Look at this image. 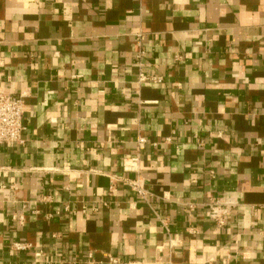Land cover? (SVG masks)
Instances as JSON below:
<instances>
[{"label":"crops","instance_id":"1","mask_svg":"<svg viewBox=\"0 0 264 264\" xmlns=\"http://www.w3.org/2000/svg\"><path fill=\"white\" fill-rule=\"evenodd\" d=\"M0 92V264H264V0H0Z\"/></svg>","mask_w":264,"mask_h":264},{"label":"built area","instance_id":"2","mask_svg":"<svg viewBox=\"0 0 264 264\" xmlns=\"http://www.w3.org/2000/svg\"><path fill=\"white\" fill-rule=\"evenodd\" d=\"M144 39V34L142 32L136 33L135 44L137 46L136 57L138 58V71H137V82L141 84L143 81L150 80L152 82H160L162 77L160 75L151 74L147 75L143 72L144 64L140 62V59L144 56L145 50L142 47V42ZM24 100L22 94H12L9 92H0V143H5L6 145H12L15 143L22 142V114H23ZM145 142L143 137L138 138V144ZM134 161V160H132ZM125 167L133 169L134 162L126 161ZM128 185L141 198H145L147 191L143 184L140 183L138 178L128 181ZM115 190V186L111 183L108 187V193H112ZM107 205V202H103ZM223 214L220 209L216 206L211 207V217L216 220L218 224H222ZM30 247V243L27 242H15L12 244V248L15 251L25 250ZM37 255H42V251H38ZM88 259L85 264H93L92 255H88ZM110 262H116L117 258L114 256H109ZM30 264H36V260L32 261Z\"/></svg>","mask_w":264,"mask_h":264}]
</instances>
